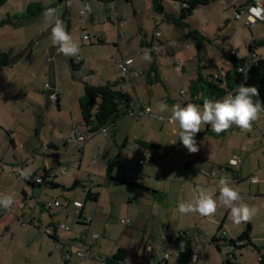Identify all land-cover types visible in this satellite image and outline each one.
Segmentation results:
<instances>
[{
    "label": "rangeland",
    "instance_id": "374dc122",
    "mask_svg": "<svg viewBox=\"0 0 264 264\" xmlns=\"http://www.w3.org/2000/svg\"><path fill=\"white\" fill-rule=\"evenodd\" d=\"M30 1L50 6L53 0H5V3L0 6V21L6 13L22 14L26 3ZM223 1L214 0L207 5L197 6L186 20L190 27L197 28L208 38L204 42V48L199 57L196 55L194 45L185 40L181 31L166 20V13H179L180 7L173 0H163V12L153 10L150 0H121L119 3L121 26L108 18L111 11L109 12L107 8L112 5L105 0H66L50 7L56 9L67 31L79 42L78 55L83 62L78 69L73 70L69 59L73 58L74 62L78 63V55L65 56L58 52L53 56L52 65L53 69L56 67L57 70V83L66 86L67 89L63 88L60 92L62 94L60 107L55 102H50V108L45 115L46 119L44 117L43 120L42 117L38 137L34 136V123L26 106V114L25 111L21 114L23 119L21 130L12 124L14 131L11 136L15 144L11 140L10 133L7 132V130L12 131L7 129L11 126L8 124L0 126V194L14 195L15 203L10 213L19 214L20 210L28 212L18 216V223L12 220L7 230L0 229V264H103L100 258L104 255H112L119 246L128 248V255L133 253L138 257V261L139 258H144L149 261L148 264H151L154 261L152 249L157 248V244L161 241L160 221L167 225L168 233L176 239L175 243H168L167 253L171 255V264H192V260L184 257L185 247L197 252L198 264H221V261L226 259L228 251L232 249L230 246L222 245L218 250L219 240H213L212 235L218 237L223 229L221 227L219 233L216 232V225L226 215L227 220L223 227L230 233V230L235 231V229L242 231L248 222L240 225L233 224L230 210L224 206H219L214 215L205 217L198 213L181 214L178 211V204L181 201L193 199L199 189L213 192L216 197H219L221 177H228L230 183L240 189L241 196L249 205L256 207V204L258 206L264 202L263 199L255 196L258 188L261 190L264 188V114L252 123L250 131L241 130L233 125L219 134H206L205 126H203L202 131L196 135L199 151L189 153L179 140L178 134L173 133L174 126L167 119L157 120L148 116L149 114H142V108L136 105L132 113L122 115L115 122L116 126H113L116 130L115 142L118 146L121 147L124 139L128 142L123 147L121 156L117 154V145L112 143L111 135L114 128H111L108 130L110 135L107 137H104L101 132L88 137L83 150H79L74 145L59 143L58 151L61 163L65 164L66 172L60 174L55 169L50 176L58 182L59 186L52 188L45 186L42 190L29 188L31 190L29 191L25 187L26 181L19 176V171L22 169L20 161L27 162V166L23 169L37 168L44 161V155L34 149L30 150L27 142L33 141L35 146L39 147L42 142L50 141L52 135L60 136L64 133L67 135L70 131L72 132V119L74 116L80 118L77 96L83 92L84 82L102 83L104 80L96 78L89 81L87 79L89 67L95 70V74L103 73L105 78H110L112 81V79L122 78L119 69L116 72L117 62L122 60V56H132L139 66V72L147 69L149 71V67L154 65L156 71L151 70L149 74L141 73L142 77L135 79L134 82L129 80L122 82L126 83L125 87L132 97L137 95L142 102L149 100L151 112L155 113L157 105L161 102L169 105L170 112L171 106L182 105L185 99H189L188 84L195 76L197 69L204 76H215L216 73L220 74L230 67L231 50H234L233 55L237 58L246 57L247 44L252 39H264V23L257 21L248 26L245 14H242L240 18L235 17V10H238L240 3L246 0H235L236 2L232 4L228 2L226 6ZM85 5H90L92 10L84 18L80 15V10ZM65 9L67 22L62 19ZM44 13L21 29L26 36L23 46L29 45L28 49L21 50V53L29 56L32 49L30 44L35 46L32 51L34 61L30 63L32 80L29 79L30 74L26 73V77L16 83L9 69L0 71V75L4 73L5 76L10 77L11 83V89L0 87V97L9 93L8 97L0 102L1 110H5L3 106L7 104L11 107L9 110H13L16 105L19 109L21 103L31 101L36 105L34 109H37V113L45 112L43 105L46 99L43 97L42 87L48 75L46 65H42L41 61L44 62L47 59L44 60L41 52L47 44L52 42L51 27L46 28L49 24ZM156 18L162 20L157 26L154 24ZM9 25L11 24L0 25V48L11 56L16 52L11 44L15 40L10 34L14 31L17 34V40L21 38V35ZM40 29L44 32L41 33ZM157 32H159L158 36ZM84 34L88 35L89 39L83 40ZM141 39H146L155 47L153 53H150V62L143 59L144 50L140 47ZM30 40L31 42L27 44ZM173 52L175 56L172 55ZM255 53L264 59V44L256 47ZM174 61H177L180 71H176ZM156 76L158 77L155 78ZM181 90L185 93L180 94ZM25 95L28 97L26 98ZM71 108H74V114L71 113ZM61 127L64 129L63 132ZM176 127L178 131V125ZM83 130L84 127H81L79 131ZM136 138L146 142L155 141L161 145L159 151L163 159L162 165L145 162L144 166H140L137 159L141 150L154 151L150 147L144 148L143 145L138 146L137 152L132 151V157L126 159L127 150L134 145ZM215 142L222 147L214 149L208 144ZM41 147H44V144ZM50 153L52 154V151ZM233 154L242 162L231 163L229 158L233 157ZM115 158L116 162L113 168H110L109 165ZM212 159L214 162H210ZM175 161L180 162L179 167L174 169L165 167ZM186 161H189L190 166H184ZM46 164L54 166L49 159L46 160ZM127 164H130L128 169ZM108 168L111 169L112 176L119 178L117 183L106 179ZM199 169L210 173L215 172L217 175L215 178H208L202 175ZM133 171H139L144 176L142 186L160 191L162 199L159 200L151 192L147 193L143 188L136 186ZM163 171H165L164 175H162ZM234 171H240L241 178H238ZM251 178H256L257 182H252ZM74 179H78L80 183L72 189ZM171 181L174 182L171 183ZM184 182L189 183L191 190ZM22 187L28 192L25 200H22L20 191ZM87 190L98 193L97 201L86 200ZM70 195L71 198L83 203L80 218L76 212L80 208L75 210L72 205L73 199L69 201L67 198ZM35 198H38L41 203L57 198L61 207L52 208L51 214L57 211L56 215L52 216L43 210L40 204L35 203ZM5 215L10 216L9 212ZM24 216L27 219L23 224L20 219ZM88 217L90 221L87 220ZM52 218L60 221L55 224L57 240L44 233L45 227L49 226ZM258 218L264 220L263 208L258 210L250 221L258 220ZM34 219L36 222L32 223ZM121 219H128V222L122 223ZM61 223L69 230L60 227ZM225 231H223L224 234ZM93 233L98 236L94 238ZM71 235L80 237L85 235V239H78L79 242L77 239L70 240ZM181 243L183 250L180 247ZM83 247H86L88 251L85 262L80 254ZM231 247L234 248L237 258L234 264H264L257 259L258 252L252 245ZM147 250L150 251V255L144 254ZM155 251L157 252V249ZM178 251H182V256L178 255ZM144 259L141 264L145 263ZM127 260V264H138Z\"/></svg>",
    "mask_w": 264,
    "mask_h": 264
},
{
    "label": "trees",
    "instance_id": "16d2710c",
    "mask_svg": "<svg viewBox=\"0 0 264 264\" xmlns=\"http://www.w3.org/2000/svg\"><path fill=\"white\" fill-rule=\"evenodd\" d=\"M66 0H53L50 6H45L39 2H27L22 14H6V16L0 21V25L5 23L11 25L26 24L41 13L45 12L46 9L51 6L61 4ZM151 8L155 11L163 12L164 4L163 0H150ZM179 7V13H166L165 17L173 27L181 31V35L185 40L190 41L195 49L196 55L199 57L203 50V45L208 38L197 28L190 27L187 18L192 14L193 10L199 5H207L214 0H173ZM248 3L254 2V0H247ZM5 3V0H0V6ZM62 19L67 22V10H64ZM159 33V32H158ZM101 41V40H100ZM264 44V39H252L247 44L248 54H251L255 51V48L259 45ZM140 47L144 50H151L153 53V48L150 42H147L146 39L140 40ZM247 54V55H248ZM243 58H237L235 55L230 54V67L225 69L220 74L204 76L202 72L197 69L195 76L190 79L188 84V92L190 94L189 99L186 100V103H199L202 104L204 99H213L219 100L222 99L225 95L232 93L234 89L240 84H246L249 86H255L259 90V96L255 97L257 101H264V59L259 57L254 62L247 64L248 56ZM15 60V57L9 56L6 52L0 51V65L10 64ZM82 59H78V63H75L73 59H70L71 69L76 70L79 68V65L82 64ZM177 63L174 61V65ZM241 67L242 70H238ZM156 71L154 65L149 67V71ZM148 69L142 71L141 73L149 74ZM156 76L155 78H157ZM124 78L120 80L105 82L101 84L88 83L84 82L83 84V94L78 99V105L81 115V125L86 127L91 126L89 131L91 133L99 132V129L103 126L113 128L115 122L124 114H129L133 112L134 108V99L128 93L125 92L120 86ZM155 80V79H154ZM205 133L217 134L212 131L210 125H205ZM138 143H140L138 141ZM144 145V144H143ZM145 147H156L154 144L145 143ZM82 150V148H78ZM148 161H152V157H148ZM116 162V161H115ZM114 162V164H115ZM113 163V162H112ZM113 168V167H110ZM108 168L106 172V179L117 183L119 178L112 176L111 169ZM50 170H43L41 175V182L28 181L33 187L46 185L50 188L59 186L58 183L47 181V177L50 178ZM80 183L79 180L75 179L73 181L72 187ZM136 186L143 188L147 193L158 194L159 191L150 189L148 187L142 186L141 184L134 183ZM63 187V186H62ZM98 193L91 192L87 190L86 200H97ZM223 222V220H222ZM221 229V224L217 229L219 233ZM249 225L246 224L245 229H243L236 238H230L227 241L229 245L235 247H241L245 244L250 243L249 236ZM224 236L223 234H220ZM219 235V236H220ZM50 238H55V235H47ZM216 239V238H214ZM213 239V240H214ZM176 240V239H175ZM218 250L220 247H218ZM232 251H228V255L221 264H234L236 262V255L234 248H230ZM190 252L188 247H185L184 253ZM128 249L123 246H119L117 250L112 255H105L102 257V261L105 264H127L126 256ZM264 255L261 262H263Z\"/></svg>",
    "mask_w": 264,
    "mask_h": 264
},
{
    "label": "crops",
    "instance_id": "0c3cea01",
    "mask_svg": "<svg viewBox=\"0 0 264 264\" xmlns=\"http://www.w3.org/2000/svg\"><path fill=\"white\" fill-rule=\"evenodd\" d=\"M120 1L121 0H105V2H107L108 4L110 3L112 6H110V7H108L107 9H108V11L110 12H112V11H115V12H117L119 15H120V13H119V11L121 10V7H120V5H119V3H120ZM131 1V0H130ZM236 1H238V0H236ZM235 0H224L223 1V4L224 3H226L224 6H226L227 5V3L228 2H230L231 4L233 3V2H236ZM109 4V5H110ZM249 3L247 2V0L244 2V3H240V6L239 7H243V6H246V5H248ZM6 14H8V13H6ZM12 14V13H11ZM80 15L81 16H83L84 18H85V16L86 15H82L81 14V10H80ZM121 17V16H120ZM36 18V17H35ZM34 18V19H35ZM109 18V17H108ZM34 19H32L31 21H29L28 23H26V24H23V25H21V24H18V25H9V27L10 28H12V29H16V31H18L19 32V34L21 35V38L19 39V40H17V34L14 32V31H12V33L10 34V36L15 40L14 42H12L11 44H13V50L16 52L15 54H13V55H11V56H15V60L12 62V63H10V64H6V65H0V71H2V70H4V69H9V73L12 75V77L14 78V82H16V83H18V81L19 80H21V78H25L26 77V73H29L30 74V77H29V79H31L32 80V69H31V67H30V63H32V61H34V54H33V49H34V47L35 46H33V44H30L31 45V47H32V49H30V51L31 52H29L30 54H29V56H25V55H23V53H21L22 51L21 50H27L28 49V46L29 45H25V46H23L24 44H25V42H26V36H25V33L23 32V30H21V29H23V27L25 26V25H27V24H29V23H31V22H33L34 21ZM159 21L158 23H156V21ZM111 21H113V20H111ZM154 21H155V26H157V25H159V24H161V22H162V20L161 19H159V18H156V19H154ZM115 22H117V21H115ZM118 23V22H117ZM119 26H121V23H120V25ZM47 29H49V25H48V27H46ZM40 31H41V33H43L44 31L43 30H41L40 29ZM84 35H86V34H84ZM83 35V36H84ZM83 38V37H82ZM18 42H17V41ZM28 40V39H27ZM84 40V39H83ZM17 42V43H16ZM29 42H31V40L30 41H27V44H29ZM153 45V43H151V46ZM43 50V49H42ZM41 50V51H42ZM142 50H144V49H142ZM0 51H4V49H2V48H0ZM40 51V52H41ZM5 52V51H4ZM58 52H60L59 51V49H58V47H56V46H54L52 43H49V44H47L45 47H44V50H43V52H41V53H43V55H44V60H46V61H41V64L43 65V64H45L46 65V74L48 75V78H45V82L43 83V87H42V92H43V94H44V96L43 97H45V99H46V101H44V105H43V107L45 108L44 110H45V112H43V113H41V114H39V113H37V109L35 108L34 109V107L36 106L35 104H33L31 101H27V102H23V103H21L20 104V108L18 109L17 108V105L16 106H14V109L13 110H9L11 107H9V104H7V105H4L3 107H4V109L5 110H1L0 109V126L1 127H3V126H7V124H8V126H11V127H8L7 129H11L12 131H9V130H7V132L8 133H10V136L13 134L12 132L14 131V129H12V124H14L15 125V127H18V130H21V122L23 121V119L21 118V114H24V111H25V114H26V109H25V106L26 107H28V112H29V116L31 117V121L34 123V127H33V129H34V136H37L38 137V134H39V130L41 129V122H42V117H43V120H44V117H45V115H46V113H47V111L49 110V108H50V102H55L56 104H57V106L58 107H60L61 106V100H62V94L60 93V92H62L63 91V88L66 90L67 89V87L66 86H64V85H59L58 83H57V70H56V67L53 69V65H52V58H53V56L54 55H57L58 54ZM172 55L173 56H175V52H173L172 53ZM79 58H81L79 55H78V59ZM126 58H132V61H133V63L131 64V71L133 72H135L136 73V75H131L130 76V78H129V76L128 77H126V78H124L125 79V82H126V80H129L130 82H134L135 81V79H137V78H139V77H142V76H140L141 75V72H139L138 71V69H139V66L135 63V61H134V59H133V57L132 56H122V60L123 59H126ZM70 59H73V58H70ZM69 59V60H70ZM82 59V58H81ZM122 60H120V61H118L117 63H119V62H121ZM58 61H59V59L58 60H56V64H58ZM38 62V61H37ZM54 62V61H53ZM177 62V61H176ZM54 65H55V63H54ZM118 64L116 65V72L118 71ZM181 69V68H180ZM88 70H89V72H95V70L94 69H91L90 67L88 68ZM180 71V70H179ZM88 72V73H89ZM133 72V73H134ZM103 74V73H102ZM217 74V73H216ZM21 75V76H20ZM99 79H101V78H99ZM104 79V80H103ZM102 80H103V82H112V81H114L115 79H112V81H110V78H108L107 79V77L105 78V76H104V78H103ZM116 81V80H115ZM102 82V83H103ZM125 82H122L121 83V87H122V89L125 91V92H128L127 91V89H126V87H125V85H126V83ZM96 84H101V83H96ZM9 85V87H7ZM0 87H6V88H10L11 89V83H10V77H7V76H5V74L3 73L2 75H0ZM57 92V99L56 100H51L50 99V93L51 92ZM42 94V95H43ZM83 94V92L82 93H80L78 96H77V102H78V99H79V97L81 96ZM8 95H9V93L8 94H5L3 97H0V102L3 100V99H6V97H8ZM25 97L27 98L28 96L27 95H25ZM24 97V98H25ZM162 96H160V98H161ZM23 98V99H24ZM133 99L134 100H139L140 101V99H139V97L137 96V95H135V97H133ZM166 100H169V98H166ZM186 100L187 99H185L183 102H182V105L181 106H185L187 103H186ZM15 102V101H14ZM14 102H12V103H14ZM141 103H142V107L144 106V107H149V105H150V101L148 100L147 102H142V101H140ZM78 107H79V105H78ZM135 107V106H134ZM141 107V108H142ZM150 108V107H149ZM151 109V108H150ZM70 111H71V113H73L74 114V108H71L70 109ZM79 112H80V110H79ZM148 116H151V115H148ZM151 117H153V116H151ZM45 119H46V117H45ZM156 119V118H155ZM72 123H71V127H72V132L73 131H79V130H81V127H82V125H81V115H80V118L78 117V118H76L75 116H74V118L72 119V121H71ZM114 126H116V123H115V125ZM211 127V126H210ZM114 128V131H112V138H113V141H112V143L114 144V145H117L116 146V148H117V154H119L120 156L123 154V147L124 146H126L127 144H128V142H127V139H124L123 141H122V144H121V147H119L118 146V144L115 142V137H116V130H115V127H113ZM111 128H109L108 130H110ZM61 130H62V132H63V127H61ZM65 132V131H64ZM71 131H70V133L68 134L67 133V135H65V133L63 134V135H60V136H58L57 134H55V135H52V139L49 141V140H46L45 141V143L44 142H42L41 144H40V146L39 147H36L35 146V143L33 142V141H29V142H27V145L29 146V149L30 150H33L34 149V151H36V152H38V153H41V154H43L44 155V161H43V163H42V165L41 166H39V167H34L33 169H34V172H33V174H32V176L31 177H33V176H35V175H41L42 173H43V170L44 169H46V170H50V172L48 173L49 174V176H51V173H53V171L55 170V169H57L58 170V172H59V167L60 166H64L65 167V164H63V163H61V159H60V152L58 151V146H59V143H61L62 145H65L64 143H66L67 144V139L70 137V135H71V133H72ZM95 134V133H94ZM93 134V135H94ZM206 134H208V133H206ZM64 135H65V137H64ZM103 135V134H102ZM108 135H110V132H109V134ZM104 137H107V135H103ZM92 137V136H91ZM216 139V138H215ZM11 140H13V137L11 136ZM138 141L140 142V143H138ZM115 142V143H114ZM13 143H14V140H13ZM145 143L148 145L149 143H152V144H154L156 147H150V148H152V149H154V151L152 152H147V151H142L141 150V152L139 153V157H138V159L143 155V153H146L147 155H148V157H152V161L151 162H149V161H147L148 163H151V164H153V165H162V163H163V159H162V155H161V152L159 151V147H161V145L159 144V143H156L155 141H144V140H141V139H139V138H136L135 140H134V145L133 146H131L128 150H127V153H126V159H129V158H131L132 157V151L133 152H137V150L139 149L138 148V146H142L143 144L145 145ZM15 144V143H14ZM44 144V147H41V145H43ZM210 146H212L214 149H218V147L220 148V147H222V145H218V142H215V143H208ZM143 145V146H144ZM72 146V145H71ZM85 147V143H84V145H83V148ZM91 147H92V145H91ZM83 148H82V150H83ZM144 148H146L145 146H144ZM148 148V147H147ZM52 151V154L50 153ZM115 152V151H114ZM37 153V154H38ZM116 156V155H115ZM205 156V155H204ZM206 157V156H205ZM234 157H236L234 154H233V157H231V158H229V161L231 162L233 159H234ZM239 158V157H238ZM50 160V162L52 161L53 162V164H54V166H51V164L50 165H47L46 164V160ZM137 159V160H138ZM240 159V158H239ZM34 161L36 160L35 158L33 159ZM93 161V163H95L94 161V159L92 160ZM116 161V158H115V160L113 161V163H110V165H109V167H113L114 166V162ZM183 162V161H182ZM210 162H214L213 161V159L210 161ZM239 162H242L241 161V159H240V161ZM238 162V163H239ZM19 164L21 165V167H22V169H23V167L25 166H27V162L26 161H20L19 162ZM144 164L145 163H143V164H140V166H144ZM127 165H130V164H127ZM180 166V162L179 161H175L173 164H170V165H168V166H165V167H168V168H170V169H174V168H177V167H179ZM184 166L185 167H188V166H190L189 165V161H186L185 163H184ZM130 167V166H129ZM238 168H239V165H238ZM199 171H200V173L202 174V175H204V176H206V177H208V178H215L216 177V173L215 172H213V173H210V172H208V171H206V170H203V169H199ZM132 172V171H131ZM134 172V171H133ZM235 172V174H236V176L238 177V178H241V173H240V171L239 172H236V171H234ZM138 173H140L139 171H138ZM65 174V173H64ZM141 174V173H140ZM165 174V171H163L162 172V175H164ZM141 176H143L142 174H141ZM143 178H144V176H143ZM47 181L49 180V181H52V182H56V183H58L56 180H54V179H52V178H48L47 177V179H46ZM75 180V179H74ZM78 180V179H77ZM251 180H252V182H253V178H251ZM91 181H92V179H91ZM174 181H171V183H173ZM26 184H25V187H27V189H34V188H37L38 190H42V188H44L45 186H48V184H44V185H40V186H36V187H33L32 185H30L28 182H25ZM184 184L189 188V190H191V188H190V186H189V183H186V182H184ZM147 185V184H146ZM49 187V186H48ZM62 187V186H61ZM63 188V187H62ZM4 189H7V188H4ZM29 189V191H31ZM73 189V188H72ZM69 190H71V189H69ZM20 191H21V194H22V200H25L26 199V197L28 196V192H27V190H26V188H24V187H22V188H20ZM92 192V191H91ZM69 193V192H68ZM161 192L159 191V193L158 194H154L155 196L154 197H156V198H158L159 200H161L162 199V197H161ZM255 196H258L260 199H263V201H264V188H263V190H261L260 188H258L257 190H256V194H255ZM67 198H69L68 200L69 201H71L73 198H71V195L70 196H68ZM98 199V198H97ZM53 200H58L57 198H54ZM59 201V200H58ZM73 201V207L75 208V210H76V207H75V205H74V201H80V200H78V199H73L72 200ZM91 201H93V200H91ZM95 201H97V200H95ZM45 202V201H44ZM44 202H42L41 203V201H39L38 200V198H35V203L36 204H40V207L43 209V210H46L49 214H51L50 213V210L52 209V208H54V207H56V208H59V207H61V203H60V201H59V205H52V206H50V207H47V206H45L44 205ZM81 202V201H80ZM83 204V203H82ZM66 206H68V204L66 205ZM256 206V208L258 209V210H260L261 208H263L264 209V202L263 203H261V205H258L257 206V204L255 205ZM84 207V206H83ZM82 207V208H83ZM30 211H32V210H30ZM6 212H9V214H10V216H8V217H6ZM10 212H12L11 211V209H4V208H2V207H0V229H3V230H7L9 227H10V224H11V221L13 220L14 222L16 221L17 222V220H18V216H23V215H25V214H28V212H25V211H23V210H20V212H19V214H17V213H10ZM56 213H57V211H55V212H52V216L53 215H56ZM78 214V213H77ZM25 217V216H24ZM78 217L80 218V216H79V214H78ZM128 220V219H127ZM223 222L220 220V222L218 223V225H216L217 227H219L220 226V224H221V227H222V232L223 231H225V229H224V224L226 223V215L223 217ZM50 223H49V226L47 225L45 228H49L50 229V234H54L55 235V231H56V226H55V224H58L60 221L58 220V219H53L52 218V220L51 221H49ZM18 223V222H17ZM33 223V222H32ZM37 224V223H36ZM248 225H249V227H250V229H249V236H250V243H249V246L250 245H252L253 246V248L256 250V252H258V256H257V259H262V256L264 255V220H261L260 218H258V220H254V221H249L248 223H247ZM33 225V224H32ZM160 226H161V232H159V236H160V240L162 241V239H161V234L163 233V232H166V231H168V227H167V225H165V223L163 222V221H160ZM217 227H216V230H217ZM259 228H261V229H259ZM68 230H69V228H68ZM217 232V231H216ZM222 232H221V234H222ZM230 233H228V232H226L225 231V234H223L224 236H216V235H212V239H214V238H216V240H219L218 241V247H221L222 245L223 246H230V248H232L231 247V245H229V242L227 241L228 239H230V238H236L238 235H239V233L241 232V230L240 231H238V230H236L235 229V231H232V230H230L229 231ZM45 233V232H44ZM45 234H47V233H45ZM50 234H47V235H50ZM203 234L204 235H206V233L205 232H203ZM56 236V235H55ZM53 239H56V237L55 238H53ZM75 239H80L79 238V236H77V235H71V237H70V240H75ZM57 240V239H56ZM197 240V239H196ZM161 241L157 244V248H155V249H152V252H153V254H154V257H153V259H154V261L151 263V264H171V260H170V257H171V255H169V253H168V257L166 258V259H158V255H159V253H158V246L161 244ZM176 241V240H175ZM175 241L174 242H172V243H175ZM78 242H79V240H78ZM167 245V250H168V244H166ZM148 247V246H147ZM128 249V248H127ZM157 249V252L155 251ZM220 250V249H219ZM229 250V249H228ZM227 250V251H228ZM99 254V253H98ZM138 253H136V255H137ZM144 254H149L150 255V251H145V253ZM127 255H128V253H127ZM178 255L179 256H182V251L180 252V251H178ZM105 256V255H104ZM103 256V257H104ZM184 257L186 258V259H189V260H193V257H195L197 260H198V254H197V252L195 251V250H192V251H190V252H188V253H184ZM132 258H134V260H135V262L134 263H138V264H141L143 261V259L144 258H139V261H138V257H136L133 253H130L128 256H126V262L128 263V260L127 259H129L130 261H131V259ZM185 259V260H186ZM100 260L102 261V257L100 258ZM145 260V259H144ZM223 261V260H222ZM221 261V262H222ZM236 261H237V258H236ZM85 262V261H84ZM185 262V261H184ZM263 262H264V260H263ZM149 263V261H146L145 260V263L144 264H148ZM179 264V263H178Z\"/></svg>",
    "mask_w": 264,
    "mask_h": 264
},
{
    "label": "clouds",
    "instance_id": "9594fccd",
    "mask_svg": "<svg viewBox=\"0 0 264 264\" xmlns=\"http://www.w3.org/2000/svg\"><path fill=\"white\" fill-rule=\"evenodd\" d=\"M91 10L90 5H85L81 9V14L86 15ZM251 12L256 18L264 19V0H255V6ZM44 16L51 27L52 44L65 56H77L80 52V44L67 31L56 9H46ZM150 53L151 50H144L145 61H151ZM126 63L132 64L133 61L128 60ZM257 96H259V90L255 86L240 84L222 99H204L202 104L187 103L185 106L177 104L171 106L170 112L169 105L161 102L157 105V111L152 114L161 120L167 119L174 126L173 133L178 134L179 140L188 152L197 153L199 146L196 135L205 125H210L212 131L217 134L227 131L233 125L241 130L250 131L252 123L264 114V101H257L255 99ZM176 125H178V131ZM231 163L235 164L236 161L233 160ZM33 172V168L27 167L19 171V176L27 180L31 178ZM253 182H257V179L253 178ZM14 203L13 194H0V207L6 210L11 209ZM219 206L230 210V218L235 225L249 222L258 211L256 207L245 202L240 189L232 185L228 177H221L219 180V197H216L213 192L199 189L193 199L181 201L178 204V211L184 215L198 213L207 217L214 215ZM180 247L183 250L182 243ZM192 264H198L195 257Z\"/></svg>",
    "mask_w": 264,
    "mask_h": 264
},
{
    "label": "built area",
    "instance_id": "2783aa9c",
    "mask_svg": "<svg viewBox=\"0 0 264 264\" xmlns=\"http://www.w3.org/2000/svg\"><path fill=\"white\" fill-rule=\"evenodd\" d=\"M225 4L226 3H224V5ZM254 6H255V0H254V2L249 3L246 6L240 7L238 10H235V17L236 18H240L242 14H245V16H246V24L248 26L254 24L257 21H260V22L264 23V19L256 18L255 16H253V14L251 12V9ZM109 19L113 20V21H117L118 25H120V23H121V21H120L121 17L115 11H112V12L109 13ZM158 22L159 21L157 20L156 23H158ZM156 35L158 36L159 33L157 32ZM83 39L84 40L85 39H89V36L88 35H84ZM152 48L155 49L154 46H152ZM230 53L234 54V50H231ZM247 56H248L247 64H250V63L254 62L256 59H258L260 57V56H258L255 53V51L253 53H251V54H248ZM128 60H132V58L123 59L121 62L118 63L119 71L121 73L120 75H121L122 78H126L127 76H131V75H136V73H133L131 71V64L126 63ZM175 69H176V71L180 70V67L178 66L177 63H175ZM238 70H242V68L239 67ZM95 73L96 72H93V71L89 72L88 76H87V79L89 81H93L96 78H101V79L104 78V75L102 73H100V74H98L99 72H97V74H95ZM184 93L185 92L183 90L180 91V94H184ZM49 95H50V99L51 100H56L57 99V92L56 91L55 92H51ZM136 105L142 107V103L139 100H135L134 101V106H136ZM142 114H149V115L153 116L154 118H156L157 120H161V119L157 118L156 116H154L152 114L151 109L149 107H142ZM90 128H91V126L88 125V126L84 127L83 131H73L71 133L70 137L67 139V144L68 145H74L77 148H83V145H84L86 139L94 134V133H91L89 131ZM105 129H106V131H105ZM99 132H101L103 135H108V127L107 126L101 127L99 129ZM233 160H235L236 163H238L240 161V159L238 157H234ZM147 161H148V155L146 153H143V155L138 159V163L139 164H143V163H145ZM128 167L129 166L127 165L126 168L128 169ZM65 172H66V168L64 166H60L59 167V173L60 174H64ZM133 177H134V182L135 183L141 184V185L143 184L144 178H143V176H141L140 173L133 172ZM41 178H42L41 176L35 175V176L31 177L30 179H27V180L24 179V181H26V182H28V181L41 182V180H42ZM44 205L47 206V207H50L52 205H56L57 206V205H59V201L58 200L45 201ZM74 205H75L76 208H80V209H77L76 212L79 214V216H81V214H82L81 210H82V207H83L82 202L74 201ZM26 219L27 218L22 217L20 219V222L24 224V223H26ZM87 220H89V217H88ZM89 221H87V222H89ZM32 222L35 223L36 220L34 219ZM121 222L122 223H126V222H128V220L121 219ZM59 226L63 227L64 229H68V227L66 225L62 224V223ZM44 232L47 233V234H50V229L49 228H45ZM222 234H224V232ZM92 236L94 238H96L98 235L96 233H93ZM79 238L83 240V239H85V235L82 236V237L79 236ZM161 239H162L161 244L158 246V252H159L158 259H166L168 257L167 245L166 244H168L170 242H174L175 238L170 233H168V231H166V232H163L161 234ZM80 254H81L82 260L84 261L86 256L88 255L87 248L86 247L81 248ZM131 262L132 263L135 262L134 258L131 259ZM103 264H105V263H103Z\"/></svg>",
    "mask_w": 264,
    "mask_h": 264
}]
</instances>
